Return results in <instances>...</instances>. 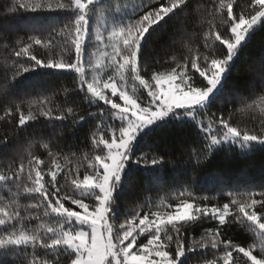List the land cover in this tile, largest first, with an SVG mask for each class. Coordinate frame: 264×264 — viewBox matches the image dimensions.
<instances>
[{
    "label": "snow or ice",
    "instance_id": "snow-or-ice-1",
    "mask_svg": "<svg viewBox=\"0 0 264 264\" xmlns=\"http://www.w3.org/2000/svg\"><path fill=\"white\" fill-rule=\"evenodd\" d=\"M153 2L159 0H141L129 14L121 10L122 0H115V7L109 5L107 9L105 0H57L55 6L52 0H16L13 11H62L69 19L47 38L30 36L28 43L14 50L23 71H16L10 83L7 73L0 77V119L18 115L19 128L41 117L49 122L86 119L70 106L48 107L51 101L47 98L31 102L27 114L24 102H15L11 88L17 78L34 67H45L77 74L73 90L83 93L89 105L97 108L88 112V117L98 118V122L88 137L90 151L81 156L76 151L70 155L53 152L45 142L47 163L29 153L27 166L21 161L18 166L9 162L0 167V264H188L191 255L197 253L213 256L199 264H239L241 259L244 264H264V189L224 192L228 202L222 206L198 202L214 197L198 198L190 191H181L168 198L177 204H167V211L142 214L133 208L119 224L112 215L114 192L129 161L152 167L164 162L162 156L135 151L137 136L156 121H163L158 127H164L169 124L164 118L170 115L173 121L191 117L202 137L201 150L209 155L225 145L243 148L264 144V119L259 130L240 128L230 116L210 112L208 101L250 30L264 21V0H251L246 14H234L235 0H220L212 15L219 14L228 27L224 33H214L210 28L205 35L209 54L186 58L167 74L153 72L145 78L147 69L141 61L146 38L166 17L182 10L188 0H167L151 7ZM142 8L145 10L140 11ZM102 9L105 17L111 14V22L106 19L102 28L93 29L91 21ZM217 41L225 48L220 56L215 55ZM86 42H93L95 48L87 57ZM35 45L60 48L61 58L27 56ZM22 54L34 63L25 66ZM189 64L198 73L199 86L187 72ZM249 100L238 99L243 105L240 111L260 108L264 114V95ZM36 103L40 107L34 112ZM229 217L253 229L259 255L254 254L256 243L243 247L223 239L220 229ZM204 218L217 220L219 227L189 240L188 227Z\"/></svg>",
    "mask_w": 264,
    "mask_h": 264
},
{
    "label": "trees",
    "instance_id": "trees-1",
    "mask_svg": "<svg viewBox=\"0 0 264 264\" xmlns=\"http://www.w3.org/2000/svg\"><path fill=\"white\" fill-rule=\"evenodd\" d=\"M56 2L57 0H52L54 6ZM166 2L167 0H159V3L153 2L151 7H159ZM219 2L220 0H188L182 10H177L155 26L146 38L141 61L142 67L147 69L145 78L153 72L170 70L175 57L190 59L197 54H209L204 46L205 35L210 28L214 33H224L228 27L219 14L212 15L215 11L214 5ZM140 3L141 0H122L121 10H127L131 14L133 6ZM250 3L251 0H235L234 14L242 11L246 14L250 10ZM109 5L114 8L115 0H105V9ZM15 6L16 0H0V77L7 73L9 83L16 71H23L16 63L14 50H19L23 44L28 43L30 36L47 38L69 19V14L62 11L26 12L19 8L13 11ZM224 15L226 19V11ZM98 21L99 16L98 20L96 16L92 19L93 29ZM85 48L87 53H91L94 49L93 42H86ZM215 48L216 56L225 52V48L218 41L215 42ZM31 55L43 60L52 57L59 60L62 53L60 48L50 50L43 45H35L27 53V56ZM20 59L25 66L34 63L24 54ZM187 72L192 76L198 75L190 64ZM77 82L75 73L68 74L45 67H34L17 78L11 91L16 103L24 102L22 107L25 114L31 102L47 98L51 101L48 107L55 110L70 106L86 119L76 123L72 119L49 122L41 117L24 128L17 127L18 115L0 119V167L9 162H15L18 166L21 161L27 166L28 159L31 158L29 153L47 163L49 156L43 147L45 142L50 143L53 152L60 151L63 155L76 151L77 156H81L90 151L88 137L95 129L98 118L88 117V112H95L97 108L89 105L83 93L73 90ZM65 89L68 90L67 99ZM260 95H264V21L257 24L247 40L241 44L223 84L209 100L210 112L230 116L234 125L240 128L255 127L259 130L261 119H264L260 108L242 112L240 109L243 105L238 99L249 100ZM39 107V103H36L32 110L35 112ZM2 115L3 111L0 110V116ZM165 120L169 121L168 125L158 127L163 121H157L136 138L137 154L142 152L162 156L164 162L152 167L137 164L134 160L129 161L122 174L120 187L113 196L116 201V213L113 216L117 224L125 222L127 213L133 208L140 209L142 214L147 211H167V204H177V201L168 198L175 197L181 191H190L198 198L214 197L198 202L222 206L228 202L224 192L240 193L264 189V144H255L248 149L225 145L209 155L201 150L202 137L192 125L191 119L178 117L173 121L170 116ZM5 140L7 143H4ZM59 163L63 166V159ZM60 182L63 183L62 178ZM228 219L229 222L220 229L223 239L243 247L256 243L255 254L259 255V241L253 229L233 222L231 217ZM217 227V220L204 218L188 227L187 237L189 240L192 237L198 239L206 229ZM212 258L211 254L206 257L199 253L192 254L188 264H199L201 259ZM239 264H244V260H239Z\"/></svg>",
    "mask_w": 264,
    "mask_h": 264
},
{
    "label": "rangeland",
    "instance_id": "rangeland-1",
    "mask_svg": "<svg viewBox=\"0 0 264 264\" xmlns=\"http://www.w3.org/2000/svg\"><path fill=\"white\" fill-rule=\"evenodd\" d=\"M103 12H104V9H102V10H100V11H98V13H97V15H96V18H97V20H98V16H99V21H98V23L96 22V24H95V27H94V29L95 28H97V27H103V25L105 24V22H106V19H107V22L108 23H110L111 22V14H109V16L108 17H105L104 15H103ZM259 24V23H258ZM255 26H257V25H255ZM254 26V27H255ZM254 27L250 30V32L254 29ZM250 32H249V34H250ZM249 34L246 36V38H245V40L241 43V44H243L246 40H247V37L249 36ZM95 51V48L94 49H92V52H94ZM91 52V53H92ZM91 53H87L86 52V57L87 56H90L91 55ZM185 59L186 58H179V57H175V58H173V63L171 64V69H173V68H176L177 67V64H183L184 63V61H185ZM233 59H234V57H233ZM233 61V60H232ZM230 64H231V62H230ZM171 69L170 70H168V71H165V72H161V73H164V74H167L168 72H170L171 71ZM177 71H180V69H177ZM227 72H228V70L224 73V76H223V78H222V80H221V83H220V85L218 86V88H217V90L212 94V95H210L209 96V98H208V101L211 99V97L219 90V88L221 87V85L223 84V81H224V78H225V76H226V74H227ZM90 78H91V74H90ZM192 78H193V80H195V81H197V85L199 86V80H200V78H199V76L196 74L195 76H192ZM145 95H146V92L144 93ZM122 103V102H121ZM171 116V115H170ZM169 116V117H170ZM186 118H189V119H191V117H187V116H185ZM165 118H168V117H165ZM164 118V119H165ZM184 118V117H183ZM157 122V121H156ZM155 122V123H156ZM154 123V124H155ZM153 125V124H152ZM152 125H150V126H152ZM150 126H148L147 128H149ZM147 128H145L142 132H144ZM141 132V133H142ZM140 133V134H141ZM139 134V135H140ZM138 135V136H139ZM137 136V137H138ZM255 145V144H254ZM250 146H252V145H248V146H245V147H243V148H245V149H248V148H250ZM126 169V168H125ZM125 169H124V171H125ZM115 193V192H114ZM116 213V208H113V213H112V215H114ZM255 254V253H254Z\"/></svg>",
    "mask_w": 264,
    "mask_h": 264
}]
</instances>
